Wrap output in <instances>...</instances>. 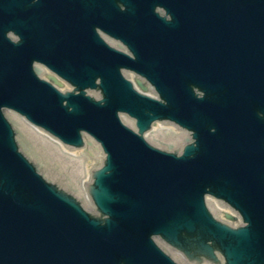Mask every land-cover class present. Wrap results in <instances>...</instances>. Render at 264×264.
Instances as JSON below:
<instances>
[{
  "label": "water",
  "instance_id": "1",
  "mask_svg": "<svg viewBox=\"0 0 264 264\" xmlns=\"http://www.w3.org/2000/svg\"><path fill=\"white\" fill-rule=\"evenodd\" d=\"M121 1L128 11L111 4L100 22L115 23L119 33L132 26L125 39L135 58L102 44L78 56L69 41L70 58L56 62L83 88L100 77L102 101L18 77L15 55L23 47L0 30V264H176L151 236L186 247L183 232L201 244L198 255L214 257L212 240L227 264H264V0H166L172 23L153 14L163 0ZM179 27L193 34L179 40ZM121 67L146 77L164 102L134 92ZM6 107L66 144L83 146V131L102 143L107 158L88 189L107 218L86 210L71 163L22 131ZM119 111L137 118L140 134L167 119L194 131V142L179 154L172 145L158 149L124 125ZM86 162L73 160L78 183ZM206 193L237 208L246 225L217 221Z\"/></svg>",
  "mask_w": 264,
  "mask_h": 264
},
{
  "label": "bare ground",
  "instance_id": "2",
  "mask_svg": "<svg viewBox=\"0 0 264 264\" xmlns=\"http://www.w3.org/2000/svg\"><path fill=\"white\" fill-rule=\"evenodd\" d=\"M95 148L98 151V153L95 154L94 157H96L98 159H101L103 156L100 157V155H99V153H100L99 147L97 145H95ZM73 155L75 157H80V158H75V159L87 161L86 164L84 165V170H85V173H86V181H85V184H84V191H85L86 194H88L87 193V192H89L88 188H90L89 185L91 184L90 171H91V169L93 167V163L86 156H83V155L81 156V153L79 151L74 152Z\"/></svg>",
  "mask_w": 264,
  "mask_h": 264
},
{
  "label": "flooded vegetation",
  "instance_id": "3",
  "mask_svg": "<svg viewBox=\"0 0 264 264\" xmlns=\"http://www.w3.org/2000/svg\"><path fill=\"white\" fill-rule=\"evenodd\" d=\"M36 0H34L35 2ZM39 21H41L42 19H38ZM49 27L48 23H34V25L32 26L33 29H46ZM96 30H98V27H95Z\"/></svg>",
  "mask_w": 264,
  "mask_h": 264
}]
</instances>
